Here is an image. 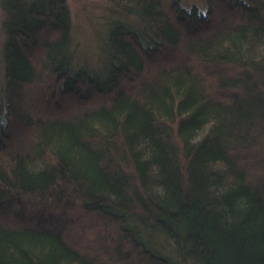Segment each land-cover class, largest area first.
I'll return each instance as SVG.
<instances>
[{"label": "trees", "instance_id": "16d2710c", "mask_svg": "<svg viewBox=\"0 0 264 264\" xmlns=\"http://www.w3.org/2000/svg\"><path fill=\"white\" fill-rule=\"evenodd\" d=\"M107 1L138 26L113 20L91 70L65 0H1L0 264H110L67 237L55 215L74 205L104 221L90 246L116 264H264V0ZM44 79L77 106L25 111Z\"/></svg>", "mask_w": 264, "mask_h": 264}, {"label": "rangeland", "instance_id": "374dc122", "mask_svg": "<svg viewBox=\"0 0 264 264\" xmlns=\"http://www.w3.org/2000/svg\"><path fill=\"white\" fill-rule=\"evenodd\" d=\"M165 1V0H164ZM69 14L71 17V37H72V53L73 61L76 65H84L91 70H99L100 65L104 63V44L107 34V29L113 20L126 21L134 26H138V22L132 15L124 14L121 9L115 7L107 0H65ZM180 4L189 8L191 5H197L200 10L205 9V0H180ZM224 9V10H223ZM222 13H218V12ZM215 21L225 18V20L234 21L239 20V16L235 13L226 12L224 7H219L215 11V15L212 17ZM4 20V11L1 7L0 0V102L2 101L4 84V64L2 58V47L5 39L2 22ZM37 49V48H36ZM32 48L29 52L33 59L39 61L41 59L42 51H38ZM180 51H172L169 58L180 59ZM170 53V52H169ZM178 53V54H177ZM177 54V55H175ZM164 58L158 57L155 62L151 63V66L163 65V59H168V55L164 54ZM184 57L183 59H185ZM189 64H196L194 60L188 58ZM154 67V66H153ZM137 77V76H136ZM139 78H136V81ZM48 85L46 88L44 83L33 84L28 87H24L22 92L23 109L32 114L43 116H56L59 113L69 112L77 106L74 102L76 99L73 93H63L59 88L52 87L50 80H43ZM50 84V85H49ZM53 84V83H52ZM124 86L130 88L131 84L124 81ZM94 97V96H93ZM103 99V98H102ZM106 100L105 98L103 99ZM99 100L95 98L88 103H98ZM75 104V105H74ZM83 105V104H80ZM17 121L12 122V126L9 128L10 132H16L22 135V140L28 137L31 138V132L28 133V129L25 130L24 126L17 124ZM27 131V132H26ZM4 153L9 154L18 149V143H15V139L6 140L4 144ZM66 212V211H65ZM67 213V212H66ZM64 213L57 214L55 217L61 216L66 221L67 237H70L72 243L82 251H86L89 255L96 258H100L110 264H116V258L111 256V261L108 256H103V249L90 246V243L94 242L96 234H102L105 230L103 225L104 221L97 218L94 214L88 213L80 208L79 205H74L64 217ZM157 247L168 249L169 243L160 237L155 239ZM92 250V251H91ZM90 251V252H89Z\"/></svg>", "mask_w": 264, "mask_h": 264}]
</instances>
